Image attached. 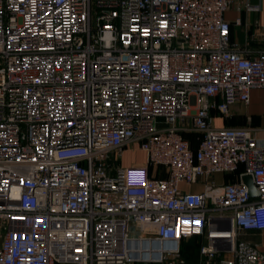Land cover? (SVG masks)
<instances>
[{
    "label": "built area",
    "instance_id": "2783aa9c",
    "mask_svg": "<svg viewBox=\"0 0 264 264\" xmlns=\"http://www.w3.org/2000/svg\"><path fill=\"white\" fill-rule=\"evenodd\" d=\"M230 6L0 0V264H186L192 237L227 242L204 264H264L238 239L264 230V144L209 116L264 91V50L232 43ZM126 149L145 163L115 166Z\"/></svg>",
    "mask_w": 264,
    "mask_h": 264
},
{
    "label": "crops",
    "instance_id": "0c3cea01",
    "mask_svg": "<svg viewBox=\"0 0 264 264\" xmlns=\"http://www.w3.org/2000/svg\"><path fill=\"white\" fill-rule=\"evenodd\" d=\"M231 6L224 14V19L230 23L231 41L241 49L248 50L252 55L258 51L264 50L263 40H256L258 35L264 31V0H229ZM246 4L259 6L258 12H248ZM239 21V25L236 21ZM219 103V99L214 100ZM212 119V125L215 128H249L252 130L254 137L264 144V91L254 89L250 92V101L247 105L235 104L228 110L226 117L221 116L215 109L209 111ZM183 138L187 140L193 150L197 148V135L193 133H183ZM140 162L136 165H143ZM232 174H216L209 178L215 186L219 187L226 183L236 182L237 179L232 175L229 180H222V176H230ZM203 182L201 180L193 185L182 184L181 189L185 192L200 193L203 190ZM215 222L209 223L207 230H214ZM225 225V223H224ZM238 239L248 244L256 246V248L264 254V230L262 231H238ZM197 245L201 247L210 245L216 250L224 247L227 248V242L212 240L205 238L193 237L184 239L180 242L181 256L188 257L186 264H204V258L200 255ZM198 246V247H199Z\"/></svg>",
    "mask_w": 264,
    "mask_h": 264
},
{
    "label": "rangeland",
    "instance_id": "374dc122",
    "mask_svg": "<svg viewBox=\"0 0 264 264\" xmlns=\"http://www.w3.org/2000/svg\"><path fill=\"white\" fill-rule=\"evenodd\" d=\"M140 162H145V156L143 153L139 152L136 149H126L120 155L119 162H116L115 166L128 167V166L136 165ZM231 177L232 175L222 176V180H228V179L230 180ZM137 264H143V263H137Z\"/></svg>",
    "mask_w": 264,
    "mask_h": 264
},
{
    "label": "water",
    "instance_id": "95a60500",
    "mask_svg": "<svg viewBox=\"0 0 264 264\" xmlns=\"http://www.w3.org/2000/svg\"><path fill=\"white\" fill-rule=\"evenodd\" d=\"M242 183L247 187L250 197L253 198V197L258 196V193L256 191V188H255V186L253 184V181H252L250 176H243L242 177ZM224 229L228 230L229 229V225L227 224ZM132 257L133 258H137L138 254H133Z\"/></svg>",
    "mask_w": 264,
    "mask_h": 264
},
{
    "label": "trees",
    "instance_id": "16d2710c",
    "mask_svg": "<svg viewBox=\"0 0 264 264\" xmlns=\"http://www.w3.org/2000/svg\"><path fill=\"white\" fill-rule=\"evenodd\" d=\"M233 176H235L236 177V175L235 174H232ZM162 177H164V174H162L161 175ZM193 238V237H192ZM198 238H201V237H198ZM199 245H197V249L199 250V252H200V246L198 247ZM182 257L184 258V260L186 261V263L188 262L187 260H188V257H186L185 255H182Z\"/></svg>",
    "mask_w": 264,
    "mask_h": 264
},
{
    "label": "bare ground",
    "instance_id": "6f19581e",
    "mask_svg": "<svg viewBox=\"0 0 264 264\" xmlns=\"http://www.w3.org/2000/svg\"><path fill=\"white\" fill-rule=\"evenodd\" d=\"M135 247V246H134ZM140 258H145V259H147V258H152L151 256H147V258L146 257H142L141 255H140Z\"/></svg>",
    "mask_w": 264,
    "mask_h": 264
}]
</instances>
